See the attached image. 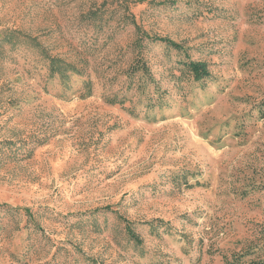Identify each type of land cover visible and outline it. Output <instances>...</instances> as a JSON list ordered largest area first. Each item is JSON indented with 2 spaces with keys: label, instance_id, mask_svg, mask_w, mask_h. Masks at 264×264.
I'll list each match as a JSON object with an SVG mask.
<instances>
[{
  "label": "rangeland",
  "instance_id": "374dc122",
  "mask_svg": "<svg viewBox=\"0 0 264 264\" xmlns=\"http://www.w3.org/2000/svg\"><path fill=\"white\" fill-rule=\"evenodd\" d=\"M0 264H264V0H0Z\"/></svg>",
  "mask_w": 264,
  "mask_h": 264
},
{
  "label": "trees",
  "instance_id": "16d2710c",
  "mask_svg": "<svg viewBox=\"0 0 264 264\" xmlns=\"http://www.w3.org/2000/svg\"><path fill=\"white\" fill-rule=\"evenodd\" d=\"M168 44H171L173 47H178L176 44H174L173 42H169ZM56 63V59H51V64L55 65ZM187 66L189 68V70L193 73V76L196 80H200L202 78L208 77L209 72L207 70V65L205 62L202 61H190L189 63H187ZM56 69L52 66L51 67V71H55ZM132 234V233H131ZM133 237L134 234H132Z\"/></svg>",
  "mask_w": 264,
  "mask_h": 264
}]
</instances>
